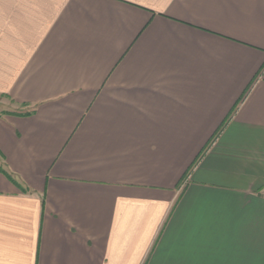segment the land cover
<instances>
[{
	"label": "crops",
	"instance_id": "0c3cea01",
	"mask_svg": "<svg viewBox=\"0 0 264 264\" xmlns=\"http://www.w3.org/2000/svg\"><path fill=\"white\" fill-rule=\"evenodd\" d=\"M0 264H264V0H0Z\"/></svg>",
	"mask_w": 264,
	"mask_h": 264
},
{
	"label": "rangeland",
	"instance_id": "374dc122",
	"mask_svg": "<svg viewBox=\"0 0 264 264\" xmlns=\"http://www.w3.org/2000/svg\"><path fill=\"white\" fill-rule=\"evenodd\" d=\"M13 110L15 112L20 111L19 109H13L4 98H0V111L3 113H11Z\"/></svg>",
	"mask_w": 264,
	"mask_h": 264
}]
</instances>
